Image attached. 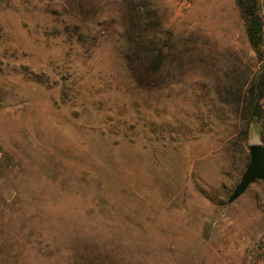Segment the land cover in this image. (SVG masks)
I'll list each match as a JSON object with an SVG mask.
<instances>
[{
	"label": "rangeland",
	"instance_id": "374dc122",
	"mask_svg": "<svg viewBox=\"0 0 264 264\" xmlns=\"http://www.w3.org/2000/svg\"><path fill=\"white\" fill-rule=\"evenodd\" d=\"M147 10L160 90L123 59ZM261 66L236 0H0V264H264V182L229 203Z\"/></svg>",
	"mask_w": 264,
	"mask_h": 264
},
{
	"label": "trees",
	"instance_id": "16d2710c",
	"mask_svg": "<svg viewBox=\"0 0 264 264\" xmlns=\"http://www.w3.org/2000/svg\"><path fill=\"white\" fill-rule=\"evenodd\" d=\"M260 1L236 0V3L245 23L248 41L262 63L261 70L264 71V19L260 11ZM154 17L155 12L148 10L143 15L132 13L127 28L128 48L123 57L132 79L145 90H160L178 83L180 79L173 75L171 68L185 64L182 57L175 56L173 45L165 44L166 48H170L168 54H165L164 48L159 47L158 30H149ZM248 84L247 96H241L235 110L242 115V125L245 128L249 129L253 125L263 135L261 126L264 125V74L254 77Z\"/></svg>",
	"mask_w": 264,
	"mask_h": 264
},
{
	"label": "water",
	"instance_id": "95a60500",
	"mask_svg": "<svg viewBox=\"0 0 264 264\" xmlns=\"http://www.w3.org/2000/svg\"><path fill=\"white\" fill-rule=\"evenodd\" d=\"M249 151L251 155L250 164L243 174L241 182L231 195L229 199L230 204L243 196L250 186L257 181L264 182V145L256 139L253 144L250 145Z\"/></svg>",
	"mask_w": 264,
	"mask_h": 264
}]
</instances>
